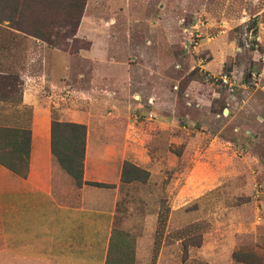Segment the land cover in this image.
I'll return each mask as SVG.
<instances>
[{
  "label": "rangeland",
  "instance_id": "rangeland-1",
  "mask_svg": "<svg viewBox=\"0 0 264 264\" xmlns=\"http://www.w3.org/2000/svg\"><path fill=\"white\" fill-rule=\"evenodd\" d=\"M42 20L78 61L51 120L146 172L120 189L151 229L141 264H264V0H85L73 37Z\"/></svg>",
  "mask_w": 264,
  "mask_h": 264
},
{
  "label": "crops",
  "instance_id": "crops-1",
  "mask_svg": "<svg viewBox=\"0 0 264 264\" xmlns=\"http://www.w3.org/2000/svg\"><path fill=\"white\" fill-rule=\"evenodd\" d=\"M3 26L11 34L0 39V75L16 77L20 85L0 84V128L28 131L29 147L25 178L0 165V264H141L151 229L126 218L123 159L88 150L85 141L82 182L110 188H75L50 155L49 107L59 106L57 91L75 76L76 70L69 76V62L75 65L77 58ZM40 54L52 58V74L60 59L64 82L46 79Z\"/></svg>",
  "mask_w": 264,
  "mask_h": 264
},
{
  "label": "trees",
  "instance_id": "trees-1",
  "mask_svg": "<svg viewBox=\"0 0 264 264\" xmlns=\"http://www.w3.org/2000/svg\"><path fill=\"white\" fill-rule=\"evenodd\" d=\"M84 3L85 0H0V24L6 23V27L12 30L41 40L47 47L64 50L43 33L42 18L57 11L65 12L66 21L63 23L64 26H71L70 36L73 37ZM0 81L6 84L14 81L15 85H20L16 77L10 75H0ZM84 138L83 125L52 119L49 127V149L52 159L72 181L75 188H80L82 184L94 188H110L109 185L102 183L82 182ZM28 147V131L0 128V165L21 178H25L27 173ZM137 174H141L143 178L147 176L146 172L137 167L123 163L120 168V183L139 180Z\"/></svg>",
  "mask_w": 264,
  "mask_h": 264
}]
</instances>
